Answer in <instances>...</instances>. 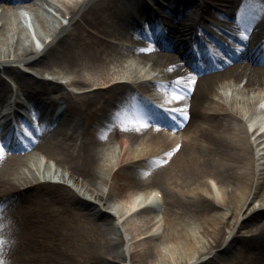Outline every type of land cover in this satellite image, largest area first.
Masks as SVG:
<instances>
[{
	"label": "bare ground",
	"instance_id": "6f19581e",
	"mask_svg": "<svg viewBox=\"0 0 264 264\" xmlns=\"http://www.w3.org/2000/svg\"><path fill=\"white\" fill-rule=\"evenodd\" d=\"M4 2L0 127L17 132L0 143L4 264H264V37H252L264 0H38L29 30ZM204 21L252 37L234 45L243 64L193 70L195 52L221 53L190 40ZM168 27L175 42L161 41ZM8 93L43 127L20 119L33 141L8 119ZM61 100L52 126L55 108L41 107ZM155 192L159 210H139Z\"/></svg>",
	"mask_w": 264,
	"mask_h": 264
},
{
	"label": "rangeland",
	"instance_id": "374dc122",
	"mask_svg": "<svg viewBox=\"0 0 264 264\" xmlns=\"http://www.w3.org/2000/svg\"><path fill=\"white\" fill-rule=\"evenodd\" d=\"M192 65H193V70L195 71V70H196V67L194 66V63H193V62H192ZM200 75H201V74H200ZM22 98L25 100V97L22 96ZM32 120H33V119H32ZM153 127H154V126H152V128H153ZM262 219H264V218H262ZM247 230H248V229H241V230L239 231V232H241V233L239 234V236H241L242 234H245V231H247ZM246 234H247V233H246ZM259 242L263 243V242H262V239H261V240L259 239ZM236 246H237V245H236ZM232 251H233V253L231 252V254L229 255L230 257L228 256L230 259H231V258H234V256H235V254H234V251H235V250H232ZM252 251L254 252L253 254L251 253L253 257H255V255L262 256V254H261L260 252H258L257 250L253 249V250H251L250 252H252ZM232 254H233V255H232ZM263 255H264V254H263Z\"/></svg>",
	"mask_w": 264,
	"mask_h": 264
},
{
	"label": "snow or ice",
	"instance_id": "6c2138e0",
	"mask_svg": "<svg viewBox=\"0 0 264 264\" xmlns=\"http://www.w3.org/2000/svg\"><path fill=\"white\" fill-rule=\"evenodd\" d=\"M2 244H3V242H2V241H0V246H2ZM0 264H4V261H3V259H2V258H0Z\"/></svg>",
	"mask_w": 264,
	"mask_h": 264
}]
</instances>
